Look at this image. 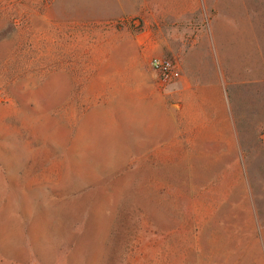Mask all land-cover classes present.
I'll use <instances>...</instances> for the list:
<instances>
[{
    "label": "rangeland",
    "instance_id": "rangeland-1",
    "mask_svg": "<svg viewBox=\"0 0 264 264\" xmlns=\"http://www.w3.org/2000/svg\"><path fill=\"white\" fill-rule=\"evenodd\" d=\"M0 264H264V0H0Z\"/></svg>",
    "mask_w": 264,
    "mask_h": 264
},
{
    "label": "built area",
    "instance_id": "built-area-1",
    "mask_svg": "<svg viewBox=\"0 0 264 264\" xmlns=\"http://www.w3.org/2000/svg\"><path fill=\"white\" fill-rule=\"evenodd\" d=\"M153 68L158 72L164 82H169L179 75L175 62L171 59L153 57L151 59Z\"/></svg>",
    "mask_w": 264,
    "mask_h": 264
},
{
    "label": "clouds",
    "instance_id": "clouds-1",
    "mask_svg": "<svg viewBox=\"0 0 264 264\" xmlns=\"http://www.w3.org/2000/svg\"><path fill=\"white\" fill-rule=\"evenodd\" d=\"M106 161L109 162V166H112V162L117 158V153L114 149L109 148L106 152Z\"/></svg>",
    "mask_w": 264,
    "mask_h": 264
}]
</instances>
